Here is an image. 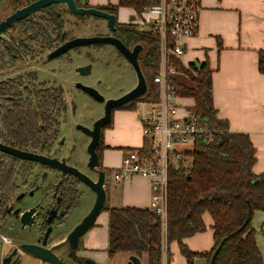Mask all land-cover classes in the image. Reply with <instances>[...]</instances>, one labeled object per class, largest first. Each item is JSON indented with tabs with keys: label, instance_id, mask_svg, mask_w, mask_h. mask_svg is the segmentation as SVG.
<instances>
[{
	"label": "flooded vegetation",
	"instance_id": "1",
	"mask_svg": "<svg viewBox=\"0 0 264 264\" xmlns=\"http://www.w3.org/2000/svg\"><path fill=\"white\" fill-rule=\"evenodd\" d=\"M39 1L41 0H0V25L7 22L14 14ZM75 2L79 8L100 9L92 6L89 0H75ZM66 14L80 21L90 20L92 25L102 20L108 33H99L98 29L94 30L96 27L92 29L87 26L74 35L65 28L64 15ZM116 16V30L112 31L106 20L95 16L76 15L69 11L67 5L56 3L44 6L42 9L14 21L12 25L1 28L0 144L13 150L57 159L61 162L65 160L69 166L84 173V170L79 167L78 161L72 163L68 156L61 154L68 144L65 138L66 134L71 133V130L74 129L88 139L85 170L90 173L84 174L94 180L98 179L97 173L88 168L90 158L88 147L92 139L82 129H79V126L93 129L94 123L104 116L106 103L95 100L80 85L97 91L105 100L124 96L132 89H122L116 95H108L102 89L104 83L100 78H111L113 74L100 76L99 71L95 73L94 70L95 68L109 67L112 59H115L106 57L100 60L98 55L101 47L105 49V47L111 46L118 57L123 59L125 57L115 46L109 44L76 46L59 56L53 58L50 56L59 48L78 38L114 37L132 50L135 45L127 44L126 40L120 36L117 24L134 26L140 30L142 28L137 23L135 16L133 18L131 16L127 23H120L119 15ZM83 57L85 60L81 59ZM127 63L129 64L128 61ZM80 67H86L87 70H84L83 73L77 72ZM130 67L132 68L131 65ZM55 93L59 96L60 102L52 109V95ZM69 95H71L70 97L74 96L75 99L71 98L69 102ZM80 95H85L91 101L99 104L102 109L101 114L94 118L89 125L79 121L80 114L77 113V108L81 103ZM77 99H79L78 103ZM137 101H134L136 110L139 107ZM130 104L114 109L111 122L102 129L100 145L97 148L99 170L106 172L102 166L103 152L107 149L104 132L108 127L114 125L116 112L135 111L127 109ZM70 108H74L77 114V121L72 127L68 126V122L73 116L72 112L69 113ZM52 113L56 116L57 124V131L55 136L53 135L54 138L52 136L53 139L50 137ZM26 120H29L30 123L27 124ZM11 126H34V134L38 140H17L14 136L16 129ZM61 132L63 135L60 137ZM56 144H59L61 148L55 147ZM71 151L75 152V147L71 148ZM93 176L95 177L93 178ZM107 176L108 172H106V179ZM83 187L87 186L74 175L64 173L41 162L21 159L0 150V264H49L25 252L23 246L29 244L51 249L59 262L65 264H95L90 258H79L78 251H70L66 243L69 219L82 202ZM3 238H6V242L3 241Z\"/></svg>",
	"mask_w": 264,
	"mask_h": 264
},
{
	"label": "trees",
	"instance_id": "2",
	"mask_svg": "<svg viewBox=\"0 0 264 264\" xmlns=\"http://www.w3.org/2000/svg\"><path fill=\"white\" fill-rule=\"evenodd\" d=\"M151 4L153 0H119L116 6L99 8L115 15L120 8H130L141 14ZM117 26L127 44L145 47L140 64L148 80L149 91L137 102L157 103L159 90L153 79L159 62L158 38L150 30L125 24ZM180 67L186 81L175 79V90L180 98L194 101L188 110L205 121L208 134L198 138L193 151L188 154L189 168L182 164L170 167L166 222L159 214H153L152 209L105 206L103 211L109 214L108 254L114 257L119 252L135 256L145 253L148 264H163L165 258L171 264L170 246L176 242L189 264L196 257L204 258L210 264L216 251L213 264H264L252 225L255 213H264V174L257 175L253 171L257 151L248 134L230 132L228 122L218 118L209 66L204 65L200 69ZM259 71L264 74V51L259 52ZM59 102V96L53 94L52 109ZM127 109L136 110V103H131ZM11 127L16 129L14 136L17 140H38L34 126ZM56 131V116L52 113L51 139ZM205 214L213 218L214 247L208 253L196 254L187 247L185 240L205 232Z\"/></svg>",
	"mask_w": 264,
	"mask_h": 264
},
{
	"label": "crops",
	"instance_id": "3",
	"mask_svg": "<svg viewBox=\"0 0 264 264\" xmlns=\"http://www.w3.org/2000/svg\"><path fill=\"white\" fill-rule=\"evenodd\" d=\"M89 2L92 6L106 7L118 5L119 0ZM127 10H131L129 16H126ZM118 15L120 23H127L131 16H137L130 8H120ZM260 51H264V0H202L199 31L195 37L185 42V54L179 62L187 69L195 67L196 62L201 63L202 67L209 66L212 71V95L217 116L228 122L230 132L250 136L257 151V162L253 168L257 175L264 174V74L259 71ZM175 79L186 81L182 73ZM179 101L181 114L194 105V101L189 98H180ZM140 114L141 117H136V121L127 110L116 112L114 125L104 132L107 149L103 152L102 166L105 170L108 169V176L110 175V180L106 179L105 206L108 208L152 209L151 183L147 179L134 176L117 182L118 194L111 189V181L114 182L111 171L120 166L124 151L144 144V137L139 136L143 108ZM119 126L127 127L125 134L119 133L116 129ZM115 163L117 165L113 167ZM203 220L206 225L205 232L185 240L187 247L196 254L208 253L214 247L213 218L210 214H205ZM252 225L256 230L257 244L264 260L263 212L255 213ZM100 227L96 223L81 239L77 256L90 258L95 264H127L133 254L119 252L114 257L108 254L109 214L106 224L108 242L105 245L100 241ZM170 251L173 255L171 264H189L181 254L178 243H172ZM137 257L141 264H148L147 254ZM196 263L207 264L201 257H196L191 264ZM163 264H168L166 258Z\"/></svg>",
	"mask_w": 264,
	"mask_h": 264
},
{
	"label": "built area",
	"instance_id": "4",
	"mask_svg": "<svg viewBox=\"0 0 264 264\" xmlns=\"http://www.w3.org/2000/svg\"><path fill=\"white\" fill-rule=\"evenodd\" d=\"M202 0H153L141 14L142 25L158 38L159 62L154 85L157 103L139 102L143 115L144 144L128 151L122 164L111 171L115 182L140 176L151 183L152 210L167 220L169 170L173 164L190 167L188 154L198 138L208 134L202 118L187 109L181 114L180 97L174 86L181 74L185 42L199 31ZM139 23V22H138ZM148 106V107H145ZM6 242V238H3Z\"/></svg>",
	"mask_w": 264,
	"mask_h": 264
},
{
	"label": "water",
	"instance_id": "5",
	"mask_svg": "<svg viewBox=\"0 0 264 264\" xmlns=\"http://www.w3.org/2000/svg\"><path fill=\"white\" fill-rule=\"evenodd\" d=\"M56 3L67 5L69 11L76 15H89L104 19L108 22V26L112 31L116 30L117 16L115 14H111L109 12L97 8H79L75 0H41L33 4L32 6L22 11H19L17 14H14L12 17L8 19L7 22L0 25V30L3 27L6 28L7 26L12 25L14 21L27 16L31 12L38 11L42 9L44 6L50 4H56ZM92 44H102V45L109 44L115 46L123 54V56L129 62V64L132 66L137 80V84L135 85V87L127 94H125L124 96L118 99H110V100H105V98L101 96L97 91L85 87L83 85H80V87L83 88V90L89 92L94 97L95 100L102 103L103 102L106 103L105 114L102 118H100L94 123L93 129H89L81 125L79 126V129H82L83 132L89 135L92 139L88 147V153L90 154L88 168L91 171L97 173L98 179L94 180L89 176H87L86 174L79 172V170H77L76 168L69 166L65 160L61 162L57 159H49L47 157L33 155L18 150H13L11 148L5 147L2 144H0V150L3 152L17 156L24 160H33L36 162H41L42 164L58 169L59 171H62L64 173H69L71 175H74L75 177L79 178L95 194V201L89 213L67 235L66 243L68 249L72 252L78 251V248L81 243V239L95 226L99 216L101 215V213L105 208L107 201V191L105 187L106 172L104 170L98 169L99 154L97 153V148L100 145L102 129L111 122L112 111L114 109L125 107L136 100L144 98L149 91L148 80L139 62V59L145 50V47L142 44H137L132 48V50H130L121 42V40L114 37L78 38L69 42L65 46L59 48L50 56V58L59 56L69 51L73 47L87 46ZM195 67L196 69H200L202 67V64L196 62ZM84 70H87V68L80 67L77 69V72L80 71L83 73ZM153 214H156V211L153 210ZM249 220H250V215H248L247 222H249ZM23 250L42 262H46L49 264H65L59 262L56 256L52 253L51 249L40 248L38 246L29 244V245H24ZM217 252L218 251L214 253L210 264H213ZM127 264H141V261L137 256L133 255L129 258V262Z\"/></svg>",
	"mask_w": 264,
	"mask_h": 264
},
{
	"label": "rangeland",
	"instance_id": "6",
	"mask_svg": "<svg viewBox=\"0 0 264 264\" xmlns=\"http://www.w3.org/2000/svg\"><path fill=\"white\" fill-rule=\"evenodd\" d=\"M130 13H131V10H127L126 16H129ZM64 17L66 19L65 28L74 35H76L80 29L84 30L87 26L92 29L96 27L94 30L98 29L97 31L99 33H108L107 27L102 20H99L97 23L95 22L92 25V21L87 20V19L80 21L73 16H69L68 14L64 15ZM135 19L137 23L139 22L142 30H144L145 26L142 25V18L140 16H135ZM89 31H92V30L89 29ZM103 48L101 47V50L98 55L100 60H103L106 57L115 58V59H112L109 67H102L98 69L95 68L94 70L95 73L99 71L100 76L113 74V77L111 78L110 77L105 78V79L100 78L103 80V83H104L102 86L103 91L107 92L108 95H116L120 93L122 89H125V90L133 89L135 85L137 84L136 75L133 69L130 67V65L127 63L125 59L118 57V55L113 52L111 46H107L105 47V49ZM84 58L85 57L81 59L85 60ZM70 96L71 95H69V97ZM71 98L75 99L74 96L70 97L68 98L69 102L71 101L70 100ZM80 101L81 103L78 104V108H77V113L80 114L79 121L82 124L89 125L94 118H96L99 114H101L100 111L102 109L99 104L91 101L85 95H80ZM76 102L78 103L79 99H77ZM145 107H148V106H145ZM138 108L140 110L142 109V107H138ZM71 109L72 108H70L69 113L72 112L73 116H71L70 121L68 122V126L70 127L74 126L77 121L76 110L74 108L72 110ZM140 110H137L136 112L129 111V114L131 115V117L135 118V120L137 121L138 120L137 118L141 117ZM116 129L119 130V133L121 134H125L127 131V127L125 126H119ZM62 135L63 133L61 132L60 137ZM139 136L141 138L144 137L143 127H140L139 129ZM65 138L67 139L68 144H67L66 149H63V151H61V154L68 156V159L72 163H74L73 161L75 162L78 161L80 163L79 167L82 170H84L83 172L86 174L90 173L89 171L85 170L86 163H87L86 158L88 157V155L86 154L88 139L82 134L76 132L74 129L71 130V133L66 134ZM72 140L74 143L72 142ZM55 147H57L58 149L61 148L59 144H56ZM73 147H75V152L71 151V148ZM127 155H128V151H124V156L122 158V161ZM122 161H121V164H122ZM116 165L117 163H115L113 167ZM106 172H108V169L106 170ZM94 177L95 176H93V178ZM108 179L110 180V175L108 176ZM116 183L117 182L115 181L114 182L111 181V184H112L111 189H114L115 192L118 194V188L116 186ZM83 190H84V195H83L82 202L78 206L77 210L74 212V215L71 217V219H69V226L67 227V233L71 232V230L77 225V222H80L89 213V211L91 210L94 204L95 194L87 187H83ZM96 223L98 225H101L100 232H99L100 238H101L100 241L102 242L103 245H105L108 242L107 230H106V224L108 223V213L106 211H103L101 215L99 216ZM196 264H202V263H196Z\"/></svg>",
	"mask_w": 264,
	"mask_h": 264
}]
</instances>
